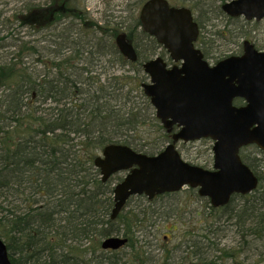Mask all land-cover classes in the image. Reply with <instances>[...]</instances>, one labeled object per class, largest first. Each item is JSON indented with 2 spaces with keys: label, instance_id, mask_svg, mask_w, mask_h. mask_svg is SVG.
<instances>
[{
  "label": "trees",
  "instance_id": "trees-1",
  "mask_svg": "<svg viewBox=\"0 0 264 264\" xmlns=\"http://www.w3.org/2000/svg\"><path fill=\"white\" fill-rule=\"evenodd\" d=\"M44 1L45 6L51 5L46 18L50 20L56 9L68 0ZM169 1L174 6L190 8L201 30L211 22L226 19L229 24L240 21L243 27L229 29L226 25L225 32H221L224 37L226 33L234 39L240 35L249 39L253 32L244 30L252 22L224 14L220 3L226 0ZM43 6L42 3L29 5L28 14L21 19L22 26L37 32L51 28L49 24L37 25L28 20L35 17L36 11H45ZM68 16L57 19V23L71 19V23L55 27L62 34L53 40V47L56 49L62 39L64 46L53 52L54 62L43 74H38L36 67L29 64L31 58L35 57L37 63L43 58L34 41L7 45V38H0V49L15 48L7 60L0 62V238L8 247L12 264H146L139 254L127 262L113 261L117 253L102 250L101 244L105 238L123 235L129 241L127 247H134L137 232L146 222L149 225L156 220L157 212L150 207L156 199L134 197L127 207L138 200L136 207L124 210L112 221L113 179L103 183L94 161L112 144L126 145L153 156L160 152L163 143H168L170 134L156 118L141 88L146 78L142 73L143 63L166 54L143 31L138 17L126 33L137 51L138 61L128 62L115 42L111 43L113 52L105 41L103 47L106 45L113 61L123 66L129 64L132 69L116 76L102 73L95 66L108 52L92 50L95 45H87L91 41L83 42L79 34L83 28L78 26L84 21L97 31L104 33V29L93 21L87 23L80 15ZM237 30L238 37L234 33ZM119 33V29H114L111 36ZM197 46L207 60L215 57L210 52L211 42L200 37ZM235 104L241 105L242 101L236 100ZM148 125L160 132L159 137L140 136ZM260 153L261 159L243 156L260 180L253 194L235 196L221 209L212 208L207 201L211 217L223 213L229 228H235L241 237L240 250L218 248L221 256L215 260L193 264H245L239 257L251 244L248 238L264 240V153ZM121 181L119 178L117 183ZM188 192L191 197L200 198L195 190ZM172 195L175 194L165 196Z\"/></svg>",
  "mask_w": 264,
  "mask_h": 264
},
{
  "label": "water",
  "instance_id": "water-1",
  "mask_svg": "<svg viewBox=\"0 0 264 264\" xmlns=\"http://www.w3.org/2000/svg\"><path fill=\"white\" fill-rule=\"evenodd\" d=\"M231 17L264 19V0H232L222 6ZM142 28L162 45L176 64L168 67L162 57L143 64L150 82L142 84L146 97L164 128L179 132L173 144L156 156L137 153L124 145H109L94 161L106 183L113 175L127 172L114 189L115 220L130 198L149 200L186 187L198 189L214 208L224 207L233 195L246 196L259 185L258 177L243 163L242 148L256 145L264 151V52L249 41L242 56L229 57L214 66L195 47L200 29L188 8L172 7L167 0H148L140 12ZM120 53L129 61L138 60L134 46L125 34L116 38ZM242 99L244 106L234 105ZM214 141L213 170L184 161L176 150L179 141ZM127 239L110 237L104 250H119ZM0 264H12L7 245L0 239Z\"/></svg>",
  "mask_w": 264,
  "mask_h": 264
},
{
  "label": "rangeland",
  "instance_id": "rangeland-1",
  "mask_svg": "<svg viewBox=\"0 0 264 264\" xmlns=\"http://www.w3.org/2000/svg\"><path fill=\"white\" fill-rule=\"evenodd\" d=\"M145 0H68L64 5H60L59 9H56L50 20H46L49 15V8L51 5L45 6L44 0H0V38H7L5 44H13L28 41H34L36 47L41 50L43 55L42 62L37 63L36 58H31L29 64L36 67L38 74H43L49 71L48 67H51V63L54 62V51H57L64 46V39L60 40V44L56 49L53 47L55 43L53 40L57 35H61L60 32L55 30V27H65L71 23L70 20H64L68 22H58L63 16L75 18L78 15L82 17V20L93 21L97 23L99 27H102L104 33L97 31L94 26L88 24L85 25L82 21L83 30L80 29V35L86 41H91L87 45L95 47L92 50H100L103 54L107 53V56L99 59V64L95 66L97 71L102 73H109L110 75H120L123 72L131 70L129 64L121 65L113 61V55L105 47L103 42L107 41L109 48L114 52V48L111 43L115 42V37L111 36V31L119 29L120 33L128 32V28L136 23V19L139 17L140 9ZM231 1V0H226ZM44 4V9L36 11L35 17L28 19L31 23H43L49 24L51 28H45L40 32H37L32 27H25L21 24V19L24 15L28 14L29 5ZM223 3H220L222 5ZM62 8L64 11H62ZM72 11V12H71ZM75 12V13H73ZM62 14V15H61ZM77 16H76V15ZM243 21V20H241ZM51 23V24H50ZM80 23V22H79ZM214 24V26H213ZM38 25V24H37ZM230 27L242 26L241 22L228 23L226 19H219L211 22L210 25H206L201 33V38L204 41H209L213 45L210 49L211 55L209 62L215 63L223 57L238 55L243 51V41L249 40L255 43V46L259 50H264V20L260 22H252L250 25H246V32H251L249 39L237 36V31L234 33L238 38L234 39L229 34L225 33V37L221 32H225V26ZM243 27V26H242ZM140 29L137 30V34L140 33ZM68 34V31H65ZM61 33V34H60ZM141 37V36H140ZM19 40V41H18ZM99 43L101 48L98 49ZM98 44V45H97ZM70 45V44H67ZM90 47V46H88ZM15 48L0 49V62L3 63L10 57L11 52ZM67 50V49H66ZM160 52V50H159ZM160 55V54H159ZM98 56V55H96ZM154 58V57H153ZM29 60V59H26ZM217 60V61H216ZM45 62V63H44ZM102 66V68H100ZM51 69V68H50ZM146 77L145 82L149 79ZM108 75L105 74L106 78ZM149 136L151 138H157L160 132H157L156 128H151L149 125L144 128L140 136ZM164 143L160 147V150L164 148ZM180 145V144H179ZM196 149L181 150L183 158L193 164L203 166L205 163L211 167L212 156L211 151L206 153L204 150L207 147H211V142H196L193 145ZM243 156L261 157L263 156L259 150L255 147L247 148L243 151ZM124 174H118L114 176L112 180V187L117 184L119 178H123ZM189 189L181 191L179 194L172 196H163L155 200L150 204L151 211H156V220L152 224L148 225L146 222L144 228L140 232H137L134 240V247H125L122 250L117 251L115 258L112 260H120V263L131 260L135 254L142 256V259L146 264H182V263H199L202 260H215L216 257L221 256L218 254L217 249L240 250L241 237L236 234L235 228H229L226 216L223 213L220 216L211 217L207 209L208 202L202 198L191 197ZM239 202H241L238 199ZM237 201V203H238ZM138 200H134L125 210L135 208L138 204ZM236 204V203H235ZM227 213V212H226ZM208 217V218H207ZM148 227L146 228V226ZM215 230V232H214ZM138 236V238H137ZM168 236V238H166ZM250 245L245 247L244 253L239 257V261L245 262V264H264V240H258L254 238H248ZM245 246V245H243ZM108 256L113 254L108 253ZM196 261V262H194ZM227 261H225L226 263Z\"/></svg>",
  "mask_w": 264,
  "mask_h": 264
},
{
  "label": "flooded vegetation",
  "instance_id": "flooded-vegetation-1",
  "mask_svg": "<svg viewBox=\"0 0 264 264\" xmlns=\"http://www.w3.org/2000/svg\"><path fill=\"white\" fill-rule=\"evenodd\" d=\"M212 64H216V62L215 63H212ZM173 66H174V64H172ZM168 66L170 67L171 65L170 64H168ZM167 132L170 134V140L168 141V143L170 142H172V143H174V141H173V136L177 133V132H179V128L177 127V126H173L172 128H170V129H168L167 130ZM202 141H204V142H206V141H208V142H210L208 139H202V140H198V141H194V142H182V141H179V142H176L175 144H176V148L178 149V151L180 152V154L182 155V153H181V150L180 149H182V150H187V151H190V149H196L193 145H194V143H196V142H202ZM180 144V145H179ZM206 153H209L210 151H209V148H207V149H205L204 150ZM158 154V153H157ZM203 166H205V168H208V169H212V167H209V165H207L206 163L203 165ZM166 238H168V236H166Z\"/></svg>",
  "mask_w": 264,
  "mask_h": 264
}]
</instances>
